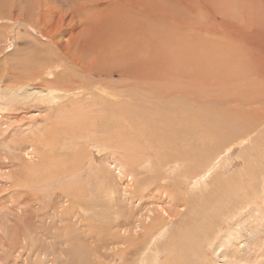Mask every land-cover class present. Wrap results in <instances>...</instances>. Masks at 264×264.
Returning a JSON list of instances; mask_svg holds the SVG:
<instances>
[{
  "label": "rangeland",
  "instance_id": "374dc122",
  "mask_svg": "<svg viewBox=\"0 0 264 264\" xmlns=\"http://www.w3.org/2000/svg\"><path fill=\"white\" fill-rule=\"evenodd\" d=\"M0 109V264H226L264 209V0H0Z\"/></svg>",
  "mask_w": 264,
  "mask_h": 264
},
{
  "label": "bare ground",
  "instance_id": "6f19581e",
  "mask_svg": "<svg viewBox=\"0 0 264 264\" xmlns=\"http://www.w3.org/2000/svg\"><path fill=\"white\" fill-rule=\"evenodd\" d=\"M122 15H123V13H122ZM121 16V15H120ZM123 17V16H122ZM120 18V17H119ZM122 20V22L121 23H124L123 22V19H121ZM32 24V23H31ZM127 26V29H128V25L127 24H124V26ZM138 25V24H137ZM136 25V26H137ZM132 26V25H131ZM117 27H119V26H117ZM134 27V26H133ZM113 29H114V27H113ZM112 29V30H113ZM116 29H118V28H116ZM123 29V28H122ZM121 29V30H122ZM137 29V28H136ZM120 30V29H119ZM129 30H131L132 31V28L131 29H128V31ZM138 32H140V29L138 28ZM118 31V30H117ZM123 32V31H122ZM134 32L135 31H132V32H130V33H132V34H130V35H134ZM137 32V31H136ZM107 33V32H106ZM128 33V32H127ZM126 33V34H127ZM118 34H120L119 33V31H118ZM121 35V34H120ZM137 35V34H136ZM125 36V35H124ZM140 36V35H139ZM133 42L135 41V39H133L132 40ZM73 43H74V41H72ZM154 42V41H153ZM135 43V42H134ZM153 44V43H152ZM154 44H156V43H154ZM61 46H60V48L62 49V48H64L63 47V43H61L60 44ZM133 45H135V44H133ZM141 45V44H140ZM131 46V45H130ZM129 46V47H130ZM136 46H137V42H136ZM139 46V45H138ZM142 46V45H141ZM133 47V46H132ZM140 47V46H139ZM150 47H151V50L152 51H154L153 49H152V47H154L153 45H151L150 44ZM150 47H149V49H150ZM139 48H137V50H138ZM63 50V49H62ZM125 50V49H124ZM150 50V51H151ZM90 51H92L93 52V48L90 50ZM113 51V50H112ZM117 52V51H116ZM128 53V52H127ZM63 54V53H62ZM120 54V53H119ZM130 54V53H129ZM73 56L74 57H72V58H70L69 57V60L71 59V61L73 62V64H74V66L77 68V69H80V71H82L83 73H85L84 75L85 76H91V75H93L92 73H91V71H90V69H92V68H94L95 66H94V64H95V61H96V55H92V54H90V52H85V53H83V56H82V58H79L80 56H78V54L76 55L75 53H73ZM125 56H127V54H125ZM129 56H132L131 54L129 55ZM93 57H95V60H94V58ZM112 58V57H111ZM126 58H128V57H126ZM134 58H137V57H133V59ZM114 59H116V58H114ZM119 59V58H118ZM133 59H132V57H131V60H132V62H133ZM243 59H245V58H243ZM107 60H109V59H107ZM135 60H137V59H135ZM134 60V61H135ZM112 62H113V59L111 60ZM115 61V60H114ZM139 61V60H138ZM98 62V61H97ZM131 62V61H130ZM130 63V64H128V65H131L132 66V64L134 63ZM185 62V61H184ZM114 63V62H113ZM110 64V63H109ZM108 64V65H109ZM107 65V64H106ZM111 65V64H110ZM97 66V65H96ZM102 66V65H101ZM131 66H129V67H131ZM100 69V68H99ZM105 69V68H104ZM111 70V69H110ZM174 70V69H173ZM88 71V72H87ZM152 75V74H151ZM136 76V75H135ZM224 77V76H223ZM35 78H36V76H35ZM38 78H40L39 76H38ZM212 78H214V77H212ZM227 79V78H226ZM229 81V80H228ZM221 82V81H220ZM223 82V81H222ZM224 83V82H223ZM227 83V82H226ZM32 84V83H31ZM222 84V83H221ZM29 85V84H28ZM16 87V86H15ZM53 88V87H52ZM52 88H50L49 90H50V93H53V90H52ZM71 90V89H70ZM61 92L62 94H61V97H56L55 95H54V97H53V100H60V99H62L63 97H65V96H67V93L69 92V90H68V87H67V90H59V89H56V92ZM56 92H55V94H56ZM15 93V92H14ZM254 93V92H253ZM107 92H103V94L101 95L102 97H104V98H107ZM60 95V94H59ZM255 96V95H254ZM260 103V102H259ZM94 104H96L95 102H94ZM93 105V104H92ZM61 107V106H60ZM4 111V109H0V111ZM2 111V112H3ZM72 112V111H71ZM80 114V113H79ZM6 115V114H5ZM230 119V118H229ZM4 121L5 120V118H4V116H3V114L0 112V121ZM42 121L44 122V123H46V121H44V118H42ZM50 123H52V122H50ZM178 124V123H177ZM0 125H4V123H0ZM176 131V130H175ZM41 132V131H40ZM2 134H3V132H2ZM41 135L43 134V133H40ZM14 135H16V133L14 134ZM26 138H24V139H22V142L23 141H25V140H29V143L31 144V145H40V143L42 142V140H40L39 141V143H37V141H38V138L37 137H35L34 139H31V138H29V136L28 135H26L25 136ZM20 141V140H19ZM110 141V140H109ZM19 142H17V148L19 147V149L22 147V144L23 143H21L20 145L21 146H19V144H18ZM48 144V143H47ZM45 145V144H44ZM15 146V145H14ZM107 146V145H106ZM6 147H7V149H10V150H12V148H11V145L10 144H6ZM13 147V146H12ZM16 147V146H15ZM15 147L13 148V149H15ZM107 148H108V146H107ZM106 148V149H107ZM105 149V150H106ZM21 150V149H20ZM114 150V149H113ZM104 151V150H103ZM109 151V150H108ZM12 152V151H11ZM8 153H9V151H8ZM21 155H22V157H21V159L23 160V162L26 164L28 161H30L31 160V155L32 154H34V150L32 151V147H27V148H24V150L23 151H21ZM109 153H111V152H109ZM10 154V153H9ZM43 154V153H42ZM107 155V154H106ZM115 155H117V154H115L114 152H112L111 154H109L108 155V160H110L111 162H110V164H113V167H114V171H118V174L120 175V176H122V175H124L125 174V172H124V170H125V168H124V170H123V165L118 161V160H116L115 159ZM119 155H121V154H119ZM119 155H118V157H119ZM13 155H11V157H12ZM121 156H123V155H121ZM120 156V157H121ZM14 157V156H13ZM80 157V156H79ZM117 157V158H118ZM124 157V156H123ZM125 157H130V156H125ZM106 159V158H105ZM129 160H131V159H129ZM125 162V161H124ZM150 162V161H149ZM4 164V163H3ZM108 164V163H107ZM147 164H148V162H147ZM125 165V164H124ZM108 168V167H107ZM141 168V167H140ZM113 170V169H112ZM109 171V170H108ZM9 172V171H8ZM23 172H26V173H23ZM22 172V174L24 175V174H27V175H29V176H31V177H33V173L32 172H34V171H31V174H29V172H27V169H25V171H23ZM80 172V171H79ZM114 173V172H113ZM6 177H8V180L11 178V175H10V173L9 174H6L5 175ZM113 176H114V174H113ZM119 177V176H118ZM120 179V178H119ZM100 181V180H99ZM21 182V181H20ZM23 182H25V180H23ZM254 208V207H253ZM67 210V209H66ZM66 210H64L63 212H65ZM22 211V210H21ZM56 211V210H55ZM23 212V211H22ZM72 214H73V212H72ZM45 215V214H44ZM63 215V214H62ZM71 215V214H70ZM74 215V214H73ZM264 209H263V211L262 210H258V209H254L253 211H252V213L249 215V221H250V225L252 226V229L251 230H249L248 231V233H247V236H244V235H242L241 234V229H238L237 227H234V228H232L230 231H228L227 232V234L224 236V237H222L221 239H220V241L218 242V243H216L215 245V247L213 248V250H214V252H215V254H218L219 255V257H221V258H223L224 259V261H225V263L227 264H247V263H250L251 261H252V259L253 258H255L254 256H256V253L258 252L257 250H260V249H262L263 248V246H264ZM47 216V215H46ZM66 216V215H65ZM78 216H79V213H78ZM61 217V216H60ZM68 217V216H67ZM77 217V216H76ZM76 217H74V218H76ZM58 219V218H57ZM63 218L61 217V219L60 220H62ZM71 219V218H70ZM79 219V218H78ZM130 219V218H129ZM147 219H148V221H147V223H145V222H139V224H138V229L140 228L143 232L142 233H144V235L145 236H149V233H150V230L154 227V222H153V220H151V218L150 217H147ZM68 220V219H67ZM66 220V221H67ZM77 220V219H76ZM62 222H63V220H62ZM69 222H70V220H69ZM129 222V221H128ZM132 224H133V220H132ZM128 225H131L130 223H128ZM134 225V224H133ZM157 225V224H156ZM156 225H155V227H156ZM237 226H238V224H237ZM4 227H6V226H4ZM135 227V226H134ZM133 227V228H134ZM132 228V229H133ZM139 229V230H140ZM137 231V230H136ZM138 232V231H137ZM166 232V231H165ZM141 233V232H140ZM131 235V234H130ZM143 235V236H144ZM133 236H134V234H133ZM132 236V237H133ZM136 236V235H135ZM135 236L133 237V239L135 238ZM144 236V237H145ZM126 238V237H125ZM153 238H156L155 236L153 237ZM127 239V238H126ZM31 240H33V239H31ZM128 240V239H127ZM132 240V239H131ZM136 240V239H135ZM134 240V241H135ZM28 241H29V239H28ZM37 241V240H36ZM35 241V243L37 244V242ZM125 241V240H124ZM154 241V240H153ZM34 242V241H33ZM38 242H40V241H38ZM26 243V242H25ZM32 244V243H31ZM38 245V244H37ZM24 247V246H23ZM36 247V246H35ZM227 247H230L231 249H232V251H231V254L228 256L227 254H226V252H227ZM24 251V250H23ZM218 253H217V252ZM255 251H256V253H255ZM22 252V251H21ZM32 252V251H31ZM30 252V253H31ZM121 252V251H120ZM120 252H118L119 254H120ZM123 254V253H122ZM31 256H32V253L30 254ZM51 255V254H50ZM60 255V254H59ZM18 256V255H17ZM19 256H21L20 254H19ZM54 256V255H53ZM52 256V257H53ZM118 256V255H117ZM122 256V255H121ZM61 257V256H60ZM18 258V257H17ZM37 258H39V257H37ZM36 258V259H37ZM154 259V258H153ZM63 260V259H62ZM155 260V259H154ZM37 262V261H36ZM53 262V261H52ZM38 264V263H37Z\"/></svg>",
  "mask_w": 264,
  "mask_h": 264
}]
</instances>
